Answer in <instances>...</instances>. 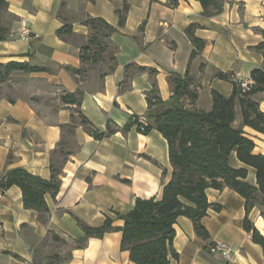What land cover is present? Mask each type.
<instances>
[{
  "label": "crops",
  "instance_id": "obj_1",
  "mask_svg": "<svg viewBox=\"0 0 264 264\" xmlns=\"http://www.w3.org/2000/svg\"><path fill=\"white\" fill-rule=\"evenodd\" d=\"M4 1L0 25L7 38L0 41V66L26 63L41 71H12L0 79V177L22 168L49 180L52 165L60 172V187L54 196L44 197L45 222L24 208L18 187L1 194L0 264H55L54 255L58 264H133L129 252L120 248V231L90 238L77 248L75 241L83 237L77 221L98 227L114 213H128L137 198L160 199L172 173L167 142L155 129L143 134L135 126L100 141L81 126L70 131L74 106L60 99L79 90V110L95 128L105 131L108 121L122 128L134 116L146 117V94L153 88L166 101L172 95L169 77L187 74L197 99L194 105L185 104L207 111L212 91L228 97L233 89L231 81L219 79L217 73L249 80L250 72L262 65L255 47L263 40L264 0H227L222 12L210 17L195 0H179L174 8L167 0H125L128 10L120 28L115 11L122 8L121 0ZM87 17L117 28L111 37L116 66L102 78L106 66L98 72L101 68L85 66L79 59V48L89 34L83 24ZM22 21L31 32L26 39L21 38ZM65 23L71 25L72 35L62 40L56 32ZM189 26L204 42L193 59L186 35ZM80 68L85 72L77 74ZM255 99L264 113V93ZM233 126L253 141V154L264 156V135L243 126L238 104ZM230 164L244 167L235 154ZM247 169V183L256 186L254 170ZM206 196L210 204L221 206L218 212L208 209L201 221L209 240L197 237L192 222L179 217L173 239L178 259L171 263L264 264L262 248L242 227L244 199L228 188L208 189ZM249 220L264 236L258 207ZM122 225L121 220L113 222L115 227ZM51 234L65 244L48 249L54 242ZM218 243L230 249L228 259L209 251Z\"/></svg>",
  "mask_w": 264,
  "mask_h": 264
},
{
  "label": "trees",
  "instance_id": "obj_2",
  "mask_svg": "<svg viewBox=\"0 0 264 264\" xmlns=\"http://www.w3.org/2000/svg\"><path fill=\"white\" fill-rule=\"evenodd\" d=\"M121 1L122 8L115 11L118 28L124 25L128 10L125 0ZM178 1L167 0V4L174 8ZM195 1L200 3L203 15L210 17L220 14L227 0ZM6 7V2L0 0V11ZM83 24L88 27L89 34L87 41L79 48V59L85 66L97 64L106 66V72L100 76L102 78L116 66L114 53H109V47L113 46L111 37L117 32V28L101 18L87 17ZM193 31L194 26L186 29V35L193 46L191 59L204 48V42L195 38ZM56 35L62 40H67L72 35L71 25L65 23L57 30ZM6 38L7 30L0 25V41ZM255 50L262 55L263 63L250 72L249 79L252 85L249 90L243 92L239 84L233 81L234 75L219 72L216 77L231 81L233 89L228 97L212 91V105L207 111L197 110L185 104L186 101L189 106L194 105L197 99V92L191 90L192 80L187 74L184 77L178 75L169 77L172 95L166 101L161 99L155 88L146 94L145 126L138 124V117L134 116L122 128L108 121L106 130L99 131L79 110L81 91L66 93L61 97L62 103L74 106L68 125L70 131L81 126L93 139L100 141L117 131L127 132L133 126L143 134L155 129L167 142L172 167L171 178L163 186L160 199L137 198L128 213L124 215L114 213V218L106 217L98 227H90L77 221L83 232V237L75 241L77 248L83 247L90 238L100 239L107 233L120 231L122 234L120 248L129 252L133 264H172V260L178 259V254L173 248L176 220L179 217L189 219L197 237L209 240L210 236L201 221L207 215L208 209L218 212L221 206L210 204L206 191L208 189L221 191L228 188L244 199L245 216L242 227L251 235L252 242L262 248L264 255V236L249 220V214L254 207L260 209V216L264 220V156L253 154V141L247 138L242 130L233 126L235 107L238 104L243 126L264 135V113L259 110V104L255 99V95L264 93V34L262 42ZM12 71L41 70L26 63H9L0 66V79L3 80ZM75 72L84 73L85 69L80 68ZM233 154L244 167L231 166ZM10 160L9 156L8 161ZM247 168L254 170L256 186L247 183ZM59 175L60 172L52 165L49 180L41 179L22 168L9 170L0 177V193L3 194L13 186L18 187L22 193L24 208L35 211L39 221L45 222L48 209L44 197L46 194L52 196L57 194L60 187ZM114 220H121L123 225L119 228L113 226ZM51 239L65 244L64 240L56 235L51 234ZM213 246L209 247L210 252ZM51 259L58 264L56 255Z\"/></svg>",
  "mask_w": 264,
  "mask_h": 264
},
{
  "label": "built area",
  "instance_id": "obj_3",
  "mask_svg": "<svg viewBox=\"0 0 264 264\" xmlns=\"http://www.w3.org/2000/svg\"><path fill=\"white\" fill-rule=\"evenodd\" d=\"M31 35L30 30L27 28L26 24L24 21H22V27H21V38L26 39ZM233 81L237 82L242 89V91H247L249 90L250 86L252 85V81L249 80H241L236 77L233 78ZM137 123L145 126L146 125V119L144 117H138ZM0 199H1V193H0ZM212 253H220L225 259H228L230 256V249L225 247L223 244L218 243L215 244L211 248Z\"/></svg>",
  "mask_w": 264,
  "mask_h": 264
},
{
  "label": "rangeland",
  "instance_id": "obj_4",
  "mask_svg": "<svg viewBox=\"0 0 264 264\" xmlns=\"http://www.w3.org/2000/svg\"><path fill=\"white\" fill-rule=\"evenodd\" d=\"M113 52H114V48H113V46H110V47H109V53H113ZM95 66H98V68H101V69H98V72L101 71V70H104L103 67H101V64H97V65H95ZM51 246L62 247V244H60V243H54V242H53V243L47 245L48 249H49V247H51Z\"/></svg>",
  "mask_w": 264,
  "mask_h": 264
}]
</instances>
